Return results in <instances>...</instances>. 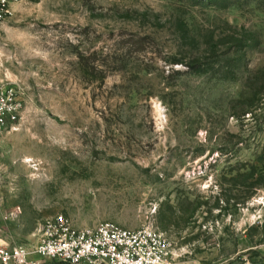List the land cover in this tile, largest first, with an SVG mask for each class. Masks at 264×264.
I'll list each match as a JSON object with an SVG mask.
<instances>
[{
  "label": "rangeland",
  "instance_id": "374dc122",
  "mask_svg": "<svg viewBox=\"0 0 264 264\" xmlns=\"http://www.w3.org/2000/svg\"><path fill=\"white\" fill-rule=\"evenodd\" d=\"M0 84V238L155 228L166 264H264V0H22Z\"/></svg>",
  "mask_w": 264,
  "mask_h": 264
},
{
  "label": "built area",
  "instance_id": "2783aa9c",
  "mask_svg": "<svg viewBox=\"0 0 264 264\" xmlns=\"http://www.w3.org/2000/svg\"><path fill=\"white\" fill-rule=\"evenodd\" d=\"M22 0H0V35ZM23 103L0 84V134L22 120ZM33 245H11L0 238V264H166L170 244L155 228L128 230L115 223L76 229L64 215L40 224Z\"/></svg>",
  "mask_w": 264,
  "mask_h": 264
}]
</instances>
